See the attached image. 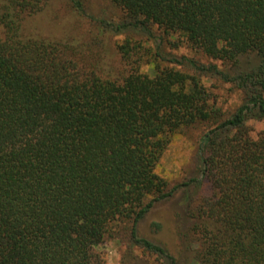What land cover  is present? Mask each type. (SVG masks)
<instances>
[{
	"label": "trees",
	"instance_id": "obj_1",
	"mask_svg": "<svg viewBox=\"0 0 264 264\" xmlns=\"http://www.w3.org/2000/svg\"><path fill=\"white\" fill-rule=\"evenodd\" d=\"M112 1L126 18L115 32L154 39L158 29L228 66L254 54L231 74L186 60L235 83L242 103L224 118L209 107L196 74L164 63L182 61L164 57L160 36L152 48L125 39L127 71L107 77L79 45L24 31L48 0H0V264H98L95 249L123 224L173 264L135 225L172 194L155 166L171 136L198 121L213 125L200 140L209 194L187 205L180 237L198 241L203 264H264V129L253 136L245 123L264 119V0ZM69 3L83 12L82 0Z\"/></svg>",
	"mask_w": 264,
	"mask_h": 264
},
{
	"label": "rangeland",
	"instance_id": "obj_2",
	"mask_svg": "<svg viewBox=\"0 0 264 264\" xmlns=\"http://www.w3.org/2000/svg\"><path fill=\"white\" fill-rule=\"evenodd\" d=\"M82 5L83 12L80 13L73 9L69 0H48L41 11L25 16L24 31L79 45V48L87 50L92 60L97 61L103 75L112 78L127 71L118 47L125 39H144L145 45L152 48L160 36L163 39L160 51L164 57L182 61V64L164 63L187 74H196L209 95V107L218 108L224 118L242 103L243 90L235 83L224 81L211 72L196 73L186 60L191 59L204 65L216 64L231 74L254 66L257 63L254 54L241 56L238 65L228 66L192 48L180 37L163 36L158 29L154 30V39L146 38L142 32L113 31L110 26L126 18L124 10L112 0H82ZM139 69L152 74L153 63L143 60ZM245 123L253 136L264 129V119L255 115L247 118ZM212 126L210 121H198L182 127L171 136L155 166V172L166 180L167 190H174L168 197L154 202L135 225L136 235L161 245L173 258V264H203L197 258L198 241L189 235L186 238L180 237L179 232L185 231L192 222L190 218L182 216L187 211V205L195 204L209 194V183L200 174V140ZM129 228L130 224H123L117 228L119 232L116 235L105 237L95 249L99 256L98 264H170V259L147 251L135 243Z\"/></svg>",
	"mask_w": 264,
	"mask_h": 264
}]
</instances>
